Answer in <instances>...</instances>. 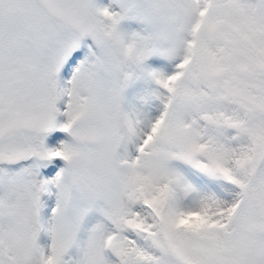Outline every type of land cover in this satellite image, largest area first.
Masks as SVG:
<instances>
[{"label":"snow or ice","instance_id":"1","mask_svg":"<svg viewBox=\"0 0 264 264\" xmlns=\"http://www.w3.org/2000/svg\"><path fill=\"white\" fill-rule=\"evenodd\" d=\"M0 264H264V0H0Z\"/></svg>","mask_w":264,"mask_h":264}]
</instances>
